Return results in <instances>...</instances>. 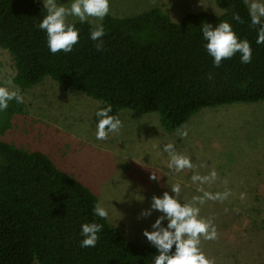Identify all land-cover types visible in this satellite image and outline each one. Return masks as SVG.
<instances>
[{
	"label": "trees",
	"instance_id": "trees-1",
	"mask_svg": "<svg viewBox=\"0 0 264 264\" xmlns=\"http://www.w3.org/2000/svg\"><path fill=\"white\" fill-rule=\"evenodd\" d=\"M214 1L220 14L191 12L177 22L163 7L125 17L108 14L100 22V51L89 38L96 25L75 21L79 40L73 51L53 55L37 27L43 3L0 0V47L12 58L13 82L21 91L49 77L101 102L92 114L95 126V112L110 104V114L120 119L122 109L157 112L161 126L173 131L202 108L264 100V44H256L247 3ZM223 21L249 41L251 63H241L237 54L213 67L201 27ZM24 112V103L13 101L0 113V264H152L154 246L131 241L93 216L99 201L92 190L46 153L2 139L12 118ZM93 220L104 226L100 238L95 247L81 248L80 225Z\"/></svg>",
	"mask_w": 264,
	"mask_h": 264
},
{
	"label": "rangeland",
	"instance_id": "rangeland-1",
	"mask_svg": "<svg viewBox=\"0 0 264 264\" xmlns=\"http://www.w3.org/2000/svg\"><path fill=\"white\" fill-rule=\"evenodd\" d=\"M153 7L167 8L175 22L191 12L221 13L214 0H110L109 14L132 16ZM14 74L10 54L0 47V85ZM21 92L25 112L12 118L2 139L46 153L59 169L86 185L108 208L107 222L127 239L148 242L142 232L151 230L160 213L137 217L153 195L171 194L176 183L182 203L204 192L228 190L231 194L223 201L206 199L197 205L200 216L217 231L215 240L202 238V251L211 264H264V100L202 108L173 131L161 126L157 112L122 109L120 132L97 141L92 114L100 101L49 77ZM184 130L187 136L180 135ZM168 142L191 158L194 169L177 173L167 168V154L156 145ZM211 171L217 174L214 182H192L193 174ZM152 174L158 182L150 179ZM142 196L143 202L135 200Z\"/></svg>",
	"mask_w": 264,
	"mask_h": 264
},
{
	"label": "clouds",
	"instance_id": "clouds-1",
	"mask_svg": "<svg viewBox=\"0 0 264 264\" xmlns=\"http://www.w3.org/2000/svg\"><path fill=\"white\" fill-rule=\"evenodd\" d=\"M248 6V16L251 25L257 26L256 44H264V0H245ZM45 15L37 24L39 30L46 34L48 51L55 55L60 52L68 54L73 51L79 40V29L75 21L84 23L89 18L102 21L109 14L110 0H66L59 3L58 0H42ZM72 18V21L69 18ZM233 20L241 22L238 13H233ZM105 35L102 23L97 24L90 32V39L96 43L97 51L103 47L102 38ZM203 47L212 58L214 68L221 67L222 61L239 55L243 64L251 63L252 47L246 39L238 37L233 30L232 24L228 21L219 22L215 27L210 23H203L201 27ZM213 77L209 74L208 79ZM24 103V96L19 87L14 85L13 79L0 85V113L8 110L11 102ZM112 106L108 104L95 112L97 117L95 139L106 141L110 134H117L122 128V121L117 115H111ZM187 130L180 133L187 136ZM158 150L167 154V168L174 172H181L185 169H194L191 158L182 154L176 148L175 143L168 142L156 145ZM216 172L211 171L207 175L193 174V183L199 182L203 185L216 180ZM150 179L157 181L155 174ZM182 191L179 183L165 191L161 195L151 197L147 209H143L137 219H147L153 212H158L155 220L151 223V230L144 229L142 234L147 241L155 247L156 254L153 255L152 264H211L201 248V240H215L217 231L211 220L200 216V207L205 200L223 201L231 194L225 190L215 194L204 192L203 196L194 197L190 203H182L180 193ZM201 191H203L201 189ZM145 198L135 199L143 202ZM94 217L103 220L109 219V210L102 203L93 206ZM166 222V223H165ZM101 223L85 222L80 225L81 248L95 247L99 240V233L103 230Z\"/></svg>",
	"mask_w": 264,
	"mask_h": 264
}]
</instances>
